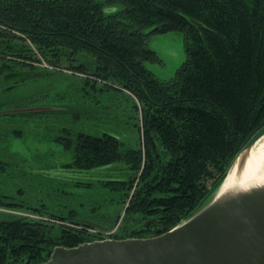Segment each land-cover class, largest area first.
<instances>
[{
  "label": "trees",
  "instance_id": "1",
  "mask_svg": "<svg viewBox=\"0 0 264 264\" xmlns=\"http://www.w3.org/2000/svg\"><path fill=\"white\" fill-rule=\"evenodd\" d=\"M173 32L184 37L186 60L161 80L146 67L162 62L148 42ZM36 51L51 69L82 78L86 93L129 101L142 144L134 149L114 135L82 132L56 138L72 155L68 168L128 165V179L103 183L122 192L124 222L115 229L121 214L115 225L97 227L77 211L34 213L39 217L0 211V264H40L56 247L103 240L114 229L108 238L172 230L213 198L264 126V0H0V76L32 77L34 69L12 66L36 68ZM67 59L79 63L63 67ZM11 111L0 103V115ZM6 164L0 161V174Z\"/></svg>",
  "mask_w": 264,
  "mask_h": 264
},
{
  "label": "rangeland",
  "instance_id": "2",
  "mask_svg": "<svg viewBox=\"0 0 264 264\" xmlns=\"http://www.w3.org/2000/svg\"><path fill=\"white\" fill-rule=\"evenodd\" d=\"M148 47L162 62L146 63V67L161 80L174 77L186 60L181 33L151 36ZM36 55L39 57L33 62L36 68L12 66L14 72L34 69L32 77L22 81L0 76V103L4 111L26 108L55 111L0 115V157L7 161L6 169L0 174V196L4 195L2 199L11 203L7 208L0 207V211L37 217L34 213L67 216L77 211L78 217L97 227L115 225L121 214L116 229L125 218V204L119 195L122 192L109 190L103 183L128 179V165L118 163L91 171L68 168L72 155L55 139L67 132L99 137L109 134L126 147L140 149L141 121L124 97L114 93H86L82 78L64 69H51L40 53L36 51ZM88 58L83 54L82 61ZM63 63L66 67L79 61L67 59ZM2 64L0 60V70ZM214 180L209 178L208 184Z\"/></svg>",
  "mask_w": 264,
  "mask_h": 264
},
{
  "label": "water",
  "instance_id": "3",
  "mask_svg": "<svg viewBox=\"0 0 264 264\" xmlns=\"http://www.w3.org/2000/svg\"><path fill=\"white\" fill-rule=\"evenodd\" d=\"M48 110L52 109L11 112ZM263 136L264 126L236 157L227 175L240 157L244 163L247 152ZM227 175L205 206L168 232L98 240L73 248L59 246L40 264H264V187L223 194Z\"/></svg>",
  "mask_w": 264,
  "mask_h": 264
},
{
  "label": "bare ground",
  "instance_id": "4",
  "mask_svg": "<svg viewBox=\"0 0 264 264\" xmlns=\"http://www.w3.org/2000/svg\"><path fill=\"white\" fill-rule=\"evenodd\" d=\"M246 155L247 158L243 164L241 163L243 158L240 157L230 169L228 178L221 189L223 194L249 192L264 187V136Z\"/></svg>",
  "mask_w": 264,
  "mask_h": 264
},
{
  "label": "built area",
  "instance_id": "5",
  "mask_svg": "<svg viewBox=\"0 0 264 264\" xmlns=\"http://www.w3.org/2000/svg\"><path fill=\"white\" fill-rule=\"evenodd\" d=\"M115 231H116V230L114 229L113 231L108 232L106 238H108L110 235H112Z\"/></svg>",
  "mask_w": 264,
  "mask_h": 264
},
{
  "label": "flooded vegetation",
  "instance_id": "6",
  "mask_svg": "<svg viewBox=\"0 0 264 264\" xmlns=\"http://www.w3.org/2000/svg\"><path fill=\"white\" fill-rule=\"evenodd\" d=\"M0 161H1L2 163L4 162V164L7 163V161L4 160V159H2L1 157H0ZM1 196L4 198V195H1Z\"/></svg>",
  "mask_w": 264,
  "mask_h": 264
}]
</instances>
